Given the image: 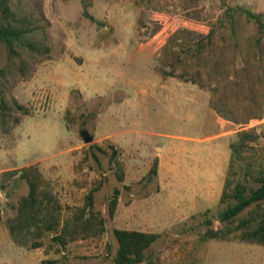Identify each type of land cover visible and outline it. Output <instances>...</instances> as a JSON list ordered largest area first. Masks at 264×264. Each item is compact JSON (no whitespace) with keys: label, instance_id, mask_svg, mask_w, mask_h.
<instances>
[{"label":"rangeland","instance_id":"1","mask_svg":"<svg viewBox=\"0 0 264 264\" xmlns=\"http://www.w3.org/2000/svg\"><path fill=\"white\" fill-rule=\"evenodd\" d=\"M223 3L264 14V0ZM221 11L220 0H154L150 11L94 0L87 13L105 24L97 27L84 18L80 0H44L50 61L12 92L30 115L0 136V174L37 166L62 219L98 186L93 211L104 234L63 250L52 235L37 250L16 247L5 221L28 188L14 178L0 191V264H112L114 230L159 235L141 264H264V247L256 245L212 241L195 248L204 221L218 228L227 206L219 198L238 127L209 109L207 93L161 73L185 33L204 32ZM248 127L264 134V118ZM81 133L92 142L84 144ZM109 146L123 165L122 183L109 164ZM155 160L157 173L149 178Z\"/></svg>","mask_w":264,"mask_h":264},{"label":"trees","instance_id":"2","mask_svg":"<svg viewBox=\"0 0 264 264\" xmlns=\"http://www.w3.org/2000/svg\"><path fill=\"white\" fill-rule=\"evenodd\" d=\"M138 10L150 11L154 0H113ZM94 0H80L83 16L91 24H105L87 13ZM221 2V14L202 33L186 32L182 44L166 58L161 73L165 78L191 84L208 94V107L222 121L238 127L229 143L219 204H227L218 215V228L204 221L194 242L197 250L208 242L240 243L264 247V134L252 123L264 118V14ZM50 22L44 0H0V136H10L24 117L27 107L13 96V90L30 80L38 67L50 61ZM260 142L262 144H260ZM103 152L101 149H98ZM109 164L119 183L124 168L112 146ZM155 160L149 178L156 176ZM14 178L28 188L19 199L14 218L5 221L7 233L16 247L37 250L50 239L65 249L79 240H98L104 221L93 211V195L84 196L83 206L62 219V209L37 166L0 174V191ZM119 191L113 190L108 216L113 218ZM117 248L112 264H141L145 252L159 235L114 230ZM194 264L198 261L194 260ZM41 264H46L42 262Z\"/></svg>","mask_w":264,"mask_h":264},{"label":"water","instance_id":"3","mask_svg":"<svg viewBox=\"0 0 264 264\" xmlns=\"http://www.w3.org/2000/svg\"><path fill=\"white\" fill-rule=\"evenodd\" d=\"M80 136L84 144H90L93 140L92 137L87 133H81Z\"/></svg>","mask_w":264,"mask_h":264}]
</instances>
